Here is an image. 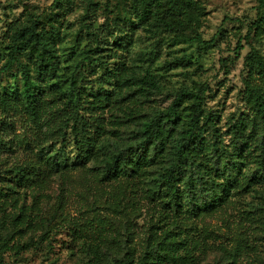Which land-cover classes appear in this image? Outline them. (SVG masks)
I'll return each instance as SVG.
<instances>
[{
  "label": "rangeland",
  "instance_id": "obj_1",
  "mask_svg": "<svg viewBox=\"0 0 264 264\" xmlns=\"http://www.w3.org/2000/svg\"><path fill=\"white\" fill-rule=\"evenodd\" d=\"M261 2L192 0L178 21L140 25L131 0H0V264H264L263 184L248 178L228 187L215 210L175 217L153 199L148 163L130 180L104 179L100 156L67 175L40 176L42 152L57 151L65 124L58 93H49L56 80L40 84L33 116L22 99L4 95L23 91L20 63L3 70L13 37L33 27L55 35L59 84L74 91L96 143L201 99L213 116L208 139L224 146L230 127L253 116L247 87L264 85L249 67L255 53L264 61V30H255ZM149 75L158 87L149 97L119 86ZM29 165L35 184H15L16 169Z\"/></svg>",
  "mask_w": 264,
  "mask_h": 264
},
{
  "label": "trees",
  "instance_id": "obj_2",
  "mask_svg": "<svg viewBox=\"0 0 264 264\" xmlns=\"http://www.w3.org/2000/svg\"><path fill=\"white\" fill-rule=\"evenodd\" d=\"M131 1L133 14L140 25L149 24L151 20L158 25L160 16L178 21L186 17L185 12L192 4V0ZM261 3L264 6V0ZM255 30H264V12ZM55 40V35L41 34L33 27L22 29L13 37L8 61L3 68L9 71L14 64L20 63L24 89L20 93L18 88L5 90L4 95L22 99L33 116H37L38 101L45 93L40 84L56 80L49 86V93H58L63 104L61 118L65 124L58 129L61 141L57 151L52 155L42 152L46 170L40 176L67 175L79 167L85 168L100 156L104 179L110 180L121 174L130 180L138 174L141 166L148 163L155 170L151 172L153 199L158 200L162 215L172 213L175 217L187 212L199 214L215 210L224 201V195L229 193L228 187L242 186L248 178L253 184L264 185V85L247 87L253 116L239 118L230 127L227 145L208 139V124L213 116L205 113L201 99L184 111L171 109L140 122L126 138L114 136V139L106 138L96 143L95 135L89 133L80 119L74 91L62 89L59 84V55ZM92 52V49L84 50L88 56ZM21 57H25L28 64H22ZM249 67L256 68L264 78V61L258 53L252 57ZM32 72L37 83L33 81ZM119 86L136 88L139 97H149L158 88L151 75L123 77ZM200 92L203 96L204 90ZM243 169L247 173H243ZM16 170L12 180L15 184L22 187L35 184L34 166ZM149 254L155 256L153 249ZM139 264L147 263L141 260Z\"/></svg>",
  "mask_w": 264,
  "mask_h": 264
}]
</instances>
